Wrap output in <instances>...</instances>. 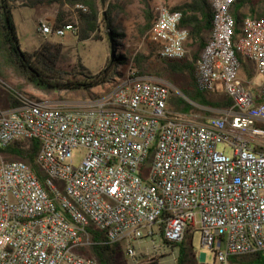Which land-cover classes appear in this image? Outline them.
Here are the masks:
<instances>
[{
    "label": "built area",
    "instance_id": "obj_1",
    "mask_svg": "<svg viewBox=\"0 0 264 264\" xmlns=\"http://www.w3.org/2000/svg\"><path fill=\"white\" fill-rule=\"evenodd\" d=\"M235 2L210 0L196 85L208 94L221 87L233 104L205 126L170 111L171 95H181L134 67L78 103L40 100L0 78L16 103L0 108V149L38 140L45 176L42 182L27 162L0 154V264H100L84 253L89 228L134 264L141 240L159 235L179 244L196 231L217 264L264 253V18L248 16L236 31ZM182 19L170 7L155 11L147 40L161 59H186L190 29ZM38 25L45 38L79 29L76 22ZM243 62L261 81L240 78Z\"/></svg>",
    "mask_w": 264,
    "mask_h": 264
},
{
    "label": "trees",
    "instance_id": "obj_2",
    "mask_svg": "<svg viewBox=\"0 0 264 264\" xmlns=\"http://www.w3.org/2000/svg\"><path fill=\"white\" fill-rule=\"evenodd\" d=\"M59 3L56 13L54 27L65 25V5L76 7L80 26L78 29V41H86L96 36L103 22L107 28V36L110 43L121 51L120 54L111 58L105 69L97 74H91L82 65H79L75 73H66L58 70L57 64L62 54L61 44H52L45 41L32 53L21 50L16 24L14 22L13 10L17 5L35 7L42 4L41 0L27 2L24 0H0V76L9 80V73L15 78L23 81L26 86H31L34 90L46 95H53L61 92L90 91L96 86L103 85L114 77L121 76L118 68L132 64L137 75L150 77L152 65L151 55L144 51L135 54H128L123 44L116 43L118 28L115 25L114 10L115 4L111 0H50ZM77 6H82L77 8ZM181 11L183 19L181 27L190 29V41L198 45V51L193 60L173 61L161 59V68L164 72L174 74H186L189 76L188 84L179 91L181 96L173 97L172 102L175 110L180 113H193L195 106L203 108H215L219 110L228 109L233 101L227 97L223 100H212V96L204 93L196 85V61L203 48L210 39L213 11L210 0H189L179 6L171 8ZM235 20L236 31L240 29L243 20L250 16L253 18H264V0H236L231 9ZM154 14L147 13L146 24L141 29V34H145L151 27ZM115 43V44H114ZM244 64V63H243ZM22 85L18 91H22ZM31 97H35L30 95ZM36 98V97H35ZM9 101L16 105L13 97L9 95ZM260 101H264V97ZM220 114H215L217 116ZM213 117V116H211ZM39 141L32 139L29 141H15L5 148L0 149V154L6 162L23 160L29 164L33 172L40 181H44L45 176L36 164V157L39 152ZM91 235V246L84 253L89 257L96 258L100 264H117V255L122 247L118 244L111 245L104 243V233L87 229ZM165 244L178 248V256L175 264H189L194 257L192 247V235L187 233L184 241L179 244ZM189 244H188V243ZM232 264H264V253H257L244 257L240 260H232Z\"/></svg>",
    "mask_w": 264,
    "mask_h": 264
},
{
    "label": "rangeland",
    "instance_id": "obj_3",
    "mask_svg": "<svg viewBox=\"0 0 264 264\" xmlns=\"http://www.w3.org/2000/svg\"><path fill=\"white\" fill-rule=\"evenodd\" d=\"M24 1L31 2L34 0ZM41 1L42 4L35 7L17 5L13 10L14 22L16 24L22 51L32 53L45 41L52 44H61L62 54L57 64L58 70L66 73H75L78 66L82 65L94 75L105 69L111 58L114 59L117 54L121 53V51L116 49L115 46L113 48V44L109 42L107 28L103 22H101L100 29L96 34L98 39L92 38L86 41H78L77 36H74L70 31H67L63 37L48 36L45 38L38 31V19L41 18L42 20L47 21L53 27L56 21L55 17L59 9V3L56 1L50 2V0ZM187 1L189 0H111L112 4L116 5L114 10L115 25L120 34L117 36L116 43L123 44L128 54H135L139 51H144L147 54L151 52L150 63L152 65V73L151 76L147 78L165 82L179 94L180 91L177 88H183L186 86L188 80L187 75L164 72L161 68V58L157 55L156 46L147 40L148 32L141 34V29L146 24L147 13L150 12L155 14L157 8L161 6L173 8ZM63 12L65 13V20H67L68 23L76 22L78 23V27L80 26L76 7L65 5L63 7ZM186 49L189 52L196 54L198 51V45L192 44V41L189 40ZM132 67V64L119 67L118 70L122 75H116L114 77L116 82H121ZM8 75L9 80L7 81L1 76L0 78L11 88L18 90L16 88L22 85L21 92L51 103H78L94 97L95 94L99 96L107 91L102 85H100L87 92H61L53 95H46L34 90L31 86L24 85L23 81L15 78L11 73ZM260 80L261 77L259 76H256L254 79L255 82H259ZM210 95L212 96V100L215 101L223 100L224 97H226L224 95ZM8 96L9 94L7 90L0 86V105L6 103ZM219 111V109L215 108L198 109L195 107L192 112L195 113L199 121H203L206 118L214 116ZM218 149L223 150L228 155L232 153L231 149L225 145H219ZM81 153V150L74 153L75 162L81 158ZM154 244L156 245L154 246ZM136 247L141 260L140 264L176 263L178 248L167 246L159 235L156 236L154 240H151L150 238L141 240L137 243ZM192 247L194 257L189 264H217V262L214 261V253L201 245V235L198 231L193 234ZM116 259L117 264H134L125 257L123 250L118 253Z\"/></svg>",
    "mask_w": 264,
    "mask_h": 264
},
{
    "label": "crops",
    "instance_id": "obj_4",
    "mask_svg": "<svg viewBox=\"0 0 264 264\" xmlns=\"http://www.w3.org/2000/svg\"><path fill=\"white\" fill-rule=\"evenodd\" d=\"M42 20L41 18L38 19V22ZM187 50V57L186 59L187 60H193V57L195 54L191 53ZM199 58V57H198ZM198 60V59H197ZM243 69L241 70V73H240V78L243 80V81H246L247 83L249 82H255L254 79H255V70L252 66L251 63L249 62H243ZM196 64H197V61H196ZM195 64V66H196ZM186 75V74H185ZM188 77V80H187V84H188V81H189V76ZM261 81V80H260ZM165 83V82H164ZM167 84V83H166ZM186 84V85H187ZM184 88V87H183ZM178 90H180L181 88H177ZM181 94V93H180ZM182 95V94H181ZM215 95H224L225 96V93L223 92L222 88L219 87L218 88V91L215 93ZM173 97H177L175 94H172L171 97H170V101L168 103V108L170 111H172L173 113H178V114H182L184 116H186L190 121H193L194 123H196L197 125H200V126H205L207 124H209V121L211 118H214V117H217V116H213V117H209V118H206L205 120H201L199 121L197 116L195 115V113H180L178 111L175 110V107L173 105V102H172V99ZM14 106H13V103L11 101H9V96L7 97V101L6 103H4L3 105H0V108L3 109V110H9V109H12ZM197 107L198 109H204L203 107H200V106H195ZM223 112V110L221 109L217 114H220Z\"/></svg>",
    "mask_w": 264,
    "mask_h": 264
}]
</instances>
